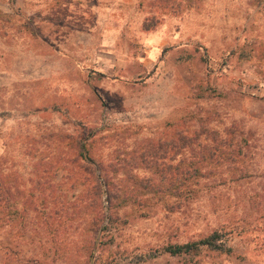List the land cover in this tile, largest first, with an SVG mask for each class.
Listing matches in <instances>:
<instances>
[{
  "label": "rangeland",
  "instance_id": "1",
  "mask_svg": "<svg viewBox=\"0 0 264 264\" xmlns=\"http://www.w3.org/2000/svg\"><path fill=\"white\" fill-rule=\"evenodd\" d=\"M0 169V264H264V0H0Z\"/></svg>",
  "mask_w": 264,
  "mask_h": 264
},
{
  "label": "trees",
  "instance_id": "2",
  "mask_svg": "<svg viewBox=\"0 0 264 264\" xmlns=\"http://www.w3.org/2000/svg\"><path fill=\"white\" fill-rule=\"evenodd\" d=\"M50 110H59L58 107H46L44 108V111H50ZM77 142V141H76ZM85 146L80 147L81 155L85 156ZM187 179V176H183L182 180L185 182ZM180 183V184H184ZM9 183L4 180V177L1 175V169H0V212L5 209V205L3 204L4 201L9 203V201L12 199V190L11 187L8 186ZM162 188V187H159ZM152 190L153 193H158L161 191V189ZM171 190V187H168ZM164 189V188H162ZM172 191V190H171ZM14 193V192H13ZM116 189L115 186L113 188L110 181H108V198L110 202V208H113L116 206V201L119 198L118 195H116ZM132 196V195H130ZM128 199V198H127ZM126 200V199H124ZM127 201V200H126ZM14 208V207H13ZM15 211H19V209L16 207L14 208ZM229 233L225 231V228L217 229L208 234L207 236L196 240L187 242L182 245H168L164 247V252L170 253L171 255H180V254H193L198 255L203 250H210V251H216L219 253H231L233 251V246L231 245V238H229Z\"/></svg>",
  "mask_w": 264,
  "mask_h": 264
}]
</instances>
